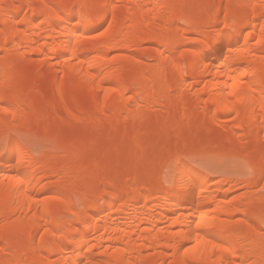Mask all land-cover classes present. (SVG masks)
I'll return each instance as SVG.
<instances>
[{
    "label": "bare ground",
    "instance_id": "bare-ground-1",
    "mask_svg": "<svg viewBox=\"0 0 264 264\" xmlns=\"http://www.w3.org/2000/svg\"><path fill=\"white\" fill-rule=\"evenodd\" d=\"M41 65L56 75L33 93ZM53 106L63 113H43ZM139 112L150 129L136 128ZM220 113L236 120L226 132ZM63 114L136 129L105 142L86 127L64 140ZM0 121V264H264V195L251 190L264 151L242 154L253 179L185 160L241 153L234 128L264 137V0H0ZM26 131L65 159H38ZM157 135L168 139L153 147ZM81 155L92 169L77 178L65 167Z\"/></svg>",
    "mask_w": 264,
    "mask_h": 264
},
{
    "label": "rangeland",
    "instance_id": "rangeland-1",
    "mask_svg": "<svg viewBox=\"0 0 264 264\" xmlns=\"http://www.w3.org/2000/svg\"><path fill=\"white\" fill-rule=\"evenodd\" d=\"M16 3H18V2H16ZM26 9V7L25 8H22L21 10H20V12H21V14L22 15H24L25 13H27V9ZM178 9H179V7H177V11H178ZM173 10H175L176 11V8L174 7L173 8ZM180 11V10H179ZM222 14V13H221ZM108 21H105V22H103V23H101L100 24V26H99V28H98V30H97V32H101L102 30H104L105 29V27H107V25H108ZM207 26H205V28H206ZM204 28V29H205ZM207 29V28H206ZM153 45V46H152ZM149 47H151V48H153V47H155V44L153 43V44H151V45H149ZM150 51H152L151 49L149 50V52ZM120 53H123V52H120ZM125 53V52H124ZM150 54H152V52H150L149 53V55ZM28 55V54H27ZM33 57V56H32ZM41 57H42V59H43V56L42 55H35L34 56V58H36L37 59V61L38 62H40V60H41ZM151 56H148V57H146L147 59V62H151L152 60H151V58H150ZM40 59V60H39ZM44 66V67H43ZM42 67V68H41ZM47 67L48 66H46V65H41L40 67H39V69H38V72L36 71L35 72V74H33L34 76L36 75V73H37V75L35 76V77H33V75H32V78L34 79V87H33V93H35V92H37L39 89H42L43 87L44 88H46L47 87V85L49 84V82H50V80H52V78L50 77V76H52V75H56V74H54V73H51L52 75H50V71H51V68L50 67H48V69H47ZM179 70H180V68H178ZM182 69H185V68H182ZM152 70V69H151ZM45 71H49V72H45ZM184 71V70H183ZM40 72V73H39ZM177 72H179L178 70H177ZM180 72H181V70H180ZM45 74V75H43V74ZM38 74H39V76H38ZM42 74V75H41ZM40 77V78H38V77ZM49 76V77H48ZM54 76H52V77H54ZM48 78V79H47ZM51 78V79H50ZM46 80V81H45ZM39 83V84H38ZM36 85V86H35ZM39 86V87H38ZM43 88V89H44ZM34 89H35V91H34ZM175 91V92H174ZM172 92V91H171ZM173 94L172 95H175V93H177V90L176 89H173ZM177 95V94H176ZM136 105V101H134V102H132L131 103V107H133L132 105ZM134 105V106H135ZM155 106V105H154ZM153 106V104H152V106H149V107H151V109L150 108H148L149 109V111L147 110V113H148V115H150L151 116V118L154 120V119H156L157 118V116H158V118H159V120L160 119H162L161 117H159V115L160 116H164L165 115V113H166V111H164V110H161V111H159V113H158V115L156 116V118L155 117H153L152 115H153V108H155ZM61 106H53L52 108H50V110H49V108L47 109L46 108V110H45V108L43 109L44 111H43V113H49L48 115H51L50 113H52L53 115L54 114H56V112L57 113H63L62 111V109L60 108ZM46 111V112H45ZM152 111V112H151ZM258 111V114L260 115V113H262V112H260V110L258 109L257 110ZM140 113V115H138L137 114V116H136V120H138V118L140 119V121L139 122H142V120H141V118H140V116H141V112H139ZM150 113V114H149ZM220 116H222L221 118H222V120L220 121V125L222 124L223 125V131L224 132H226L227 130H229V129H231L232 127L231 126H233L235 123L234 122H236V120H233L235 117H234V114H227V113H220L219 114ZM162 116V117H163ZM63 119L65 120L64 122H62V126H63V128H61L62 129V135H61V137H62V139H64V138H67V139H70V137H71V135H72V137L75 135H77V133H78V131H84V128H86L85 130H87V131H89L91 128H92V130H90L89 131V133L91 132V133H94V132H97V131H99V132H97V133H99L100 135H102L103 134V136H104V134H105V136L103 137V139L105 138V142H106V140H108L109 138H111V137H108L107 135L108 134H110V136L112 135V137H114L115 135H119L122 131H129V132H133V130H135L136 128L139 130L140 128V130L142 131V130H144V129H142V127L144 126V124H146V122L144 123V122H142L143 123V125L141 124V126L139 127H137L136 126V128H133V130L131 131V129H130V125H129V121L130 120H128V119H126L125 121H127V122H125V123H123V125H117L116 127H111V128H107V125L106 126H104V125H97V127H96V125H94V124H92L91 122V124H89V120H80V119H78V118H70V119H68L67 118V116H65L64 114H63ZM210 117H212V116H209V118ZM234 117V118H233ZM213 118V117H212ZM151 119V121H153ZM211 119V118H210ZM209 119V122H208V118H206L205 119V123L206 124H209L208 126H210V128L209 127H207V129L208 130H210V132L212 131L213 133H214V130H219L220 128H216V127H218V126H216V125H219V124H216L217 122H214V119H211L212 120V122H211V120ZM158 120V119H157ZM88 121V122H87ZM156 121V120H155ZM155 121H154V123L153 124H155ZM214 122V123H213ZM223 122V123H222ZM150 123V122H149ZM149 123H147L146 124V126L148 125V128H149ZM225 123V124H224ZM9 124H11L10 122H9ZM87 124V125H86ZM88 124H89V126H88ZM140 124V123H139ZM138 124V125H139ZM231 124V125H230ZM94 125V126H93ZM212 125V126H211ZM221 125V126H222ZM4 126H5V124L3 123V122H1L0 121V132L1 131H4ZM61 126V127H62ZM101 128H100V127ZM152 126V125H151ZM207 126V125H206ZM213 126H214V129H213ZM216 126V127H215ZM221 126H219V127H221ZM226 126H227V128H226ZM17 127V126H16ZM95 127V128H94ZM99 127V128H98ZM230 127V128H229ZM90 128V129H89ZM93 128H94V130L95 131H93ZM97 128V129H96ZM143 128H145V127H143ZM147 128V127H146ZM152 128V127H151ZM89 129V130H88ZM150 129V128H149ZM225 129H226V131H225ZM235 130V132L237 133L238 132V134H237V141L235 142V146L238 148V151H240L239 149H246V150H242L241 151V153H239V154H235V155H229V154H224V153H215V152H205V153H196V154H192V156H190L189 157V159L187 158H185V160H187V161H189V162H191L193 165H195V166H197V167H199V168H202L204 171H206L207 173H209L210 175H212V176H218V175H222V176H225V177H229V178H231V179H237V178H243V179H245V178H247V179H253L254 177H252V175H250L251 174V172L250 171H248L249 170V168H247L248 167V165L246 164L247 162L245 161V158L242 156V154H244V153H246V151H247V153H251V152H255V150L256 151H264V137H262L261 136V132L263 131V130H261L260 131V133H256L257 132V130H255L254 128H252V130H250L249 132H245L244 130H242L241 128L239 129V128H234ZM255 131H254V130ZM110 130H111V132H113V133H111L110 132ZM138 130H136V132H138ZM140 130H139V132H140ZM202 130V129H201ZM86 131V132H87ZM109 131V132H108ZM28 131H26L25 133L26 134H24L25 136L23 137V135H22V140H23V143H24V145L26 146H28V147H31V149L33 150V153L35 154V156L38 158V159H40L39 157H44V158H49V157H55L57 160H60V161H63L64 159H65V157H66V155H67V151L66 150H64V149H59V150H56L55 151V148H54V146H53V144H52V141H50L49 139V141L48 140H46L45 139V136H43L42 135V137L43 138H41V136L40 135H36V134H38L37 132H35V134H34V132H32V131H29L28 133H27ZM31 132H32V134H31ZM105 132V133H104ZM114 132H115V134H114ZM135 132V131H134ZM204 131H199V132H197L195 135H191L188 139H190V140H188V142H190V143H196V142H198V140H202V133H203ZM209 132V131H208ZM75 133V134H74ZM88 133V132H87ZM102 133V134H101ZM199 133H201L200 135H199ZM213 133H209L210 134V137H212L214 134ZM252 133V134H251ZM254 133V134H253ZM40 134V133H39ZM74 134V135H73ZM205 134H207V132L205 131L204 132V136H205ZM208 134V135H209ZM213 134V135H212ZM259 134V135H258ZM66 137H65V136ZM258 135V136H257ZM40 138H39V137ZM167 135H157V136H155V137H157V138H155L154 137V142L151 144V146H157L156 145V143L157 144H162V139H163V141L165 142L168 138V136L166 137ZM195 136V138H193ZM207 136V135H206ZM71 137V138H72ZM107 137V138H106ZM116 137V136H115ZM210 137H206V138H208V139H206V138H204L203 137V141H205V139L207 140V142H208V140H210ZM101 138H102V136H101ZM167 138V139H166ZM196 138H198V139H196ZM213 138V137H212ZM211 138V139H212ZM44 139V140H43ZM67 139H64V140H67ZM166 139V140H165ZM100 138L96 141V142H94V146H95V148H96V153L97 152H99V154H94V157L92 156V158L96 161V162H98L99 161V157L97 156L96 157V155H101V153H102V151L104 150V142L102 143V140H100ZM151 140H153V139H151ZM160 140H161V142H160ZM197 140V141H196ZM196 141V142H195ZM245 141H248V143L245 145V147L243 146V142H245ZM160 142V143H159ZM51 143V144H50ZM119 143L121 144V146L123 147V148H126L127 150L129 149H131L130 147V141H126V140H120L119 141ZM238 143V144H237ZM99 145V147L100 146H102V147H100V150H101V152L100 151H98L99 150V147H98V145ZM85 145V146H84ZM26 146V147H27ZM52 146H53V148H52ZM149 146V145H148ZM150 146V149H149V147H147L146 146V148L144 147L143 149L145 150H143L142 151V149L141 150H139L140 152H139V154L141 153V152H145L144 154L145 155H150L151 153H152V147ZM243 146V147H242ZM85 147H86V144H81V150L82 151H84L85 150ZM240 147V148H239ZM258 148V149H255L254 150V148ZM261 147V148H260ZM103 148V149H102ZM147 148L149 149V150H147ZM126 149H125V151H126ZM146 150H147V152H146ZM151 150V151H150ZM58 151V152H57ZM153 151H154V148H153ZM58 154H57V153ZM2 153V152H1ZM127 153H129L130 154V151H128ZM133 153V152H132ZM131 153V154H132ZM134 153H136V154H138L137 153V151L136 152H134ZM133 153V155L135 156V154ZM246 153V154H247ZM126 154V153H125ZM130 154V156L128 155V157H131L132 155ZM142 154V156L144 155L143 153H141ZM238 155H240V156H238ZM82 156L83 155H81L79 158H77V159H74V160H70L69 162H66V167L65 168H67L68 166H75V167H78V170L75 172L76 173V176H77V178H82V177H84V176H86V175H90L91 174V167L92 166H90V170H88L89 168H83V167H81V164H82ZM126 156V155H125ZM139 156V155H138ZM137 156V157H138ZM127 157V156H126ZM127 157V158H128ZM133 157V156H132ZM243 157V158H242ZM92 158L90 159V165H91V160H92ZM135 158H136V156H135ZM93 160V161H94ZM98 160V161H97ZM246 162V163H245ZM247 166V167H246ZM84 170V171H83ZM85 170H87V171H85ZM87 172V174H85ZM250 172V173H249ZM83 175V176H82ZM262 176H264V175H262ZM260 177V180H259V182H258V185H256L254 188H251V190L252 191H254V192H257V193H255V194H259V195H264V177ZM250 177V178H249ZM262 178V179H261ZM53 182H55V179H53L52 180ZM241 184V183H240ZM243 185V184H242ZM244 189H246L245 188V186H243V188H242V190H244ZM52 191V190H51ZM49 192V193H47V192H43L41 195H40V198H42V197H46L47 195H50V194H53V192ZM42 196V197H41Z\"/></svg>",
    "mask_w": 264,
    "mask_h": 264
}]
</instances>
